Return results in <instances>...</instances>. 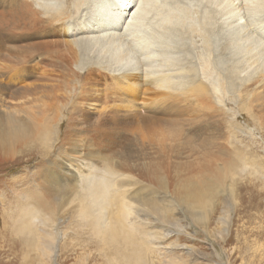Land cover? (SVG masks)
<instances>
[{"label":"rangeland","instance_id":"rangeland-1","mask_svg":"<svg viewBox=\"0 0 264 264\" xmlns=\"http://www.w3.org/2000/svg\"><path fill=\"white\" fill-rule=\"evenodd\" d=\"M212 1L158 0L156 7L145 18V24L154 28L163 17L170 16L172 25L169 21L170 28L166 26L168 29L164 39L167 40L166 43H170L166 45L177 64L184 66L185 60H193L194 65L199 66L200 59L208 60L211 70L209 76L206 75V87L201 91L191 88L194 90L190 92L191 97L187 95L179 100H167L165 96L154 93L151 87L147 86L154 95L146 86H140L135 90L142 88L139 92L144 96L136 98L132 95L134 86L132 90L124 91L107 82L108 80L98 81L99 70L119 69V63L115 60L113 48L92 45L87 47L90 50L78 49V53L73 48V56L78 58L73 57L77 65L75 67L71 61L68 62H71L72 72L78 77L75 73L67 76L66 71L63 75L64 81L69 83L70 91L66 92L62 87L53 94L55 98L50 97L49 93H42V90L22 91L21 102L10 105V108L13 105L20 106V115L27 117L36 130L44 125L54 135L38 147L34 142H23L15 144L10 150H0V264H103L104 258L90 244L88 233L76 227L75 215H68L69 206L64 204L69 196V201L73 200V193H76V188H80V182H77L78 179L65 180L61 172L63 180L60 184L70 187L71 191L68 196L63 192L55 194L56 191L47 188V184L53 182L45 176V170L50 163L63 161L64 156H77L78 159L81 158L80 162L89 161L96 170H103L105 161L113 154L119 157L127 149L135 152L142 150L139 151L142 153L139 158L142 167L131 173L136 183L154 188L162 199L163 192L174 199V209L163 208L160 215L165 217V221L176 224V231L169 234L168 243L180 247L166 252L151 250L146 256L148 264H170L171 259L185 260L188 264H264V70L259 66L241 70L242 81H228L230 65L232 61H240L242 53L227 46L226 40L231 38V34L228 35L227 21L224 19L228 18L226 12L229 10L219 6L218 1ZM260 1L264 4V0H253L252 6L256 3L258 5ZM22 7L34 13L40 21L38 14L41 13L35 6L22 2ZM32 8H36L37 13ZM149 21H154L153 25H156L153 27L151 22L148 24ZM44 25L40 24L42 27ZM42 27L34 33L17 32L15 37L22 38L21 42L7 43L0 36L4 50L17 54L15 56L12 53L14 58L11 61V75L21 73V56L31 54L47 41L54 44L56 41L69 40L65 35L61 36L57 26H52L53 30L48 29L51 26ZM31 44H35V47H31ZM101 50L105 52L102 53ZM226 53L231 55L225 56ZM235 56L237 59L233 58ZM108 64L113 68H108ZM29 80L20 83V86H25L27 82L33 83L32 79ZM54 83L57 85V81ZM261 83L263 87L258 85ZM64 92L73 95V99L72 96L65 99L62 95L57 96ZM139 99L142 104H138ZM75 112L90 114L89 121H85L83 126L75 123V120L70 122L69 118ZM73 124L76 126L73 127ZM193 124L203 127L195 130L196 133L188 131L187 125ZM200 132L202 133L199 134ZM79 139L84 141L83 148L82 152L75 155L72 150L76 149V141ZM206 146L209 149H200L201 153L197 151ZM196 151L199 154L196 155ZM203 152L208 159H201ZM148 164H153L157 169V175L164 183L162 186L144 177L143 169ZM226 169L229 172L224 174L226 178L221 189L216 190V196L206 205V220L202 222L192 218L189 208L177 201L184 197L186 185L213 178L220 172H226ZM94 170L88 174H95ZM45 177L47 181H44ZM44 197L53 207L50 211L52 214H49L54 219V227L49 231V227L45 226L44 230L51 232L56 229L62 236L49 258L46 252L43 255L37 249L33 252L26 248L25 245L30 244L27 240L31 237L26 232H22V235L15 233L8 220L16 219L25 202L30 203ZM204 199L207 201L208 197ZM161 203L163 206L166 204ZM195 211H199V208ZM167 222L156 223L153 230L159 231L162 224L170 226ZM38 227L40 228L39 225ZM22 241L27 244L22 245ZM181 247L191 249L197 258L186 255Z\"/></svg>","mask_w":264,"mask_h":264},{"label":"bare ground","instance_id":"bare-ground-1","mask_svg":"<svg viewBox=\"0 0 264 264\" xmlns=\"http://www.w3.org/2000/svg\"><path fill=\"white\" fill-rule=\"evenodd\" d=\"M215 1L220 3H218L219 6L221 5L224 9L229 10L226 12L228 18L224 19L225 22L227 21L226 27L228 28L226 29L229 31V34H227L229 36L231 34V38L226 40L227 46L232 49H238L242 53H239L242 57L241 60H235V63L232 61L231 68L228 70V81L236 83L242 81L241 70L258 68L257 66L264 70V4L260 1L258 5L257 3L254 4V7L252 6L253 0ZM22 2L29 3L38 9L39 13H41L38 14L41 17V22L37 20L36 15H33L34 13L32 14L26 9L27 6L26 8L22 7ZM157 2L158 0H90L89 2L88 0H0V9H2L0 11V36H3L5 42H21L22 38L15 37L17 32L18 34H21V32L23 34L24 32L34 33L39 27H42L40 24H45L47 27L51 26L48 29H52V26H57L60 28L61 36L65 35L69 38V40L66 38L68 40L66 42L56 41L54 44L52 42L50 44L47 41L43 46L35 48L34 51L31 48L33 52L29 53L30 55L21 56V73L19 75L10 74L13 70V66L11 65V61L14 58L13 54L15 56L17 54L4 50L0 43V150H10L15 144L23 142H34L36 147H38V145H42L54 135L48 128L45 129L44 125H41L36 130L34 124L27 117L22 116L23 114L20 115L22 111L20 106L13 105L10 108V105L13 102L16 104L21 102L22 98L20 94H22V91L27 92L31 89L33 91L42 90V93H49L50 97L53 98H55L53 94L62 87L65 88L66 92L70 91L69 83L68 81H64L63 75L66 74L65 71L68 73L67 76L75 73L74 71L72 72L70 66L71 62L75 67L77 65L74 60L77 57H75L76 55L73 56V48H76V51L78 49H86L87 47L90 48L92 45L113 48V55L117 63H119V69L96 71L98 81L105 82L108 80L107 82L114 84L116 87L118 86V89L122 88L124 91L125 89L126 91H130L134 86L132 90L134 97L144 96L139 92L142 88L139 91L135 90V88L140 86L151 87L154 93L157 92L158 96L163 95L166 99L171 98L174 100H179L187 95L190 96L192 94L190 92L194 91L191 89L193 87L197 88L198 91L204 89L206 87V75L211 70L210 66H208V60L206 58L200 59L199 66L194 65L193 60H185L184 66H182L181 64H177L170 55L168 46L166 45L170 43H166L165 41L167 40L164 39L166 38L164 37L165 31L168 29L166 26L170 28L168 24L169 21L171 24V20H169L170 16L163 17V20L160 21L157 27H154L156 25V23L153 25L154 21H149L148 24L151 22L154 28L148 27L145 24L146 16L156 7ZM211 2L213 1L211 0ZM116 4L119 7H116ZM36 8L32 9L36 12ZM129 8H131V11H128ZM163 11L160 12L163 13ZM155 17L157 18V16ZM155 17L154 20L156 19ZM63 43H67L68 45ZM30 46L35 47V44H31ZM89 48L87 49L90 50ZM105 50H101L102 53ZM222 52L220 51V53ZM111 53L109 54L111 55ZM226 54L225 56L231 55ZM233 58L237 59L236 56ZM84 59L87 58L85 57ZM68 61L71 62L69 63ZM87 66L89 67V65ZM114 66L118 67L117 65ZM108 68L113 67L112 65L109 67L108 64ZM75 76H77L76 73ZM29 79H32L33 83L27 82L25 86H20V83ZM72 79L74 80L75 78ZM55 81H57V85L54 83ZM136 81L137 83L139 82V85ZM258 85L262 86L263 83ZM148 87L147 89H149ZM122 89L121 92H123ZM149 90L151 92V89ZM214 91L217 92V89L215 88ZM60 95L64 99L70 98V96L73 99V95L65 92L57 96ZM124 95H126L125 92ZM165 97L163 98L165 99ZM133 101H135V98ZM130 102L132 103V101ZM142 103H140L139 99L138 104ZM134 104L137 105V103ZM74 115L72 114L69 121L73 122L75 120V123L82 126L90 118V114H82L81 112H78L76 117H73ZM197 125H187L188 131L196 133L197 131L195 130L202 129L204 123L200 126ZM75 126L76 124H73V127ZM76 142V149L72 151L75 155H78L79 152H82V143L84 141L79 139ZM200 149L206 150L209 148L206 146V148H199L197 151L200 152ZM193 150H190L191 153ZM139 151L142 150L140 149ZM139 151L135 152L132 149H127L119 157L117 154H113L108 161H105L103 170H96L89 161L80 162L81 158L78 159L79 157L77 156H64L63 161L60 162L53 160L54 162L50 163L47 170H45V176L49 177L53 182L52 184H47L49 186L47 188L50 191H56L55 194L59 195L63 192L64 195L68 196V192L71 191L70 187L60 184L63 180L62 175L65 176V180L78 179L77 182H80V188H76V193H73L75 194L73 200L69 201V196L64 200V204L69 206V209L71 207V212L68 209V215H75L74 222L76 223V227L84 229L88 233L87 237H90V244L94 245L98 249L100 256L104 258L103 264H148L146 256L151 250L156 252L163 250L166 252L180 247V245L168 243L170 240L169 234L176 231L174 227L176 224L165 221V217L160 215L163 208L174 209V199L170 198L165 192L161 193L162 199L154 188L146 184L139 186V183H136L131 175L134 170L142 167V164L139 162L142 153ZM64 153L66 152L64 151ZM202 155L201 159L207 158L204 152ZM187 156L190 157V155ZM154 167L153 164H148V167L143 169L145 173L144 177L162 186L164 184L163 180L157 175V169ZM94 169L96 170L95 174H88V172ZM61 172H63L62 175ZM228 172L226 169V172H220L213 178L187 184L184 197L177 201L189 208V214L192 215V218L204 222L207 213L206 205L216 196V190L222 186L226 178L224 174ZM44 181H47L46 177ZM46 196L48 198L49 194ZM205 197H208L207 201L204 199ZM161 202H165L166 204L163 206ZM31 204L32 206H28ZM23 207L18 212L15 220L13 218L8 219L14 232L20 233V235H22V232H26L31 237V239L27 240L30 241V244L25 245L27 243L22 241V245L33 250V252L37 249L43 255L46 252L49 258L54 253L56 243L62 238L56 229L49 232L54 227V219L49 214L53 208L50 201L45 197L37 198L30 203L25 202ZM41 207L43 208L40 211ZM197 208H199V211H195ZM160 222H167L170 226L162 224V228L159 231H154V226ZM45 226L49 227L48 232L44 230ZM181 250H184L186 255H192L197 258L191 249L181 247ZM169 263L188 264L185 260L175 259H171Z\"/></svg>","mask_w":264,"mask_h":264},{"label":"snow or ice","instance_id":"snow-or-ice-1","mask_svg":"<svg viewBox=\"0 0 264 264\" xmlns=\"http://www.w3.org/2000/svg\"><path fill=\"white\" fill-rule=\"evenodd\" d=\"M115 6H116V7H119V5H118V4H116ZM133 7H134V5H133ZM128 11H131V8H129V9H128Z\"/></svg>","mask_w":264,"mask_h":264}]
</instances>
